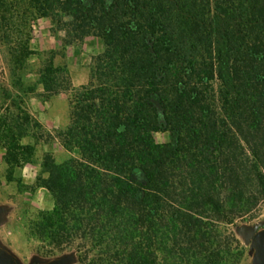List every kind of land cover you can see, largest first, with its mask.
Listing matches in <instances>:
<instances>
[{
    "label": "trees",
    "instance_id": "obj_1",
    "mask_svg": "<svg viewBox=\"0 0 264 264\" xmlns=\"http://www.w3.org/2000/svg\"><path fill=\"white\" fill-rule=\"evenodd\" d=\"M43 17L63 47L101 39L86 83L29 48ZM0 33L11 73L35 54L44 97L68 93L57 136L76 156L42 155L31 190L53 204L29 233L74 264H227L224 228L264 201V0H0ZM43 133L24 107L0 114L10 175Z\"/></svg>",
    "mask_w": 264,
    "mask_h": 264
},
{
    "label": "rangeland",
    "instance_id": "obj_2",
    "mask_svg": "<svg viewBox=\"0 0 264 264\" xmlns=\"http://www.w3.org/2000/svg\"><path fill=\"white\" fill-rule=\"evenodd\" d=\"M62 37L63 32L55 30L50 19L43 17L38 19L32 28L29 48L34 52L54 50L56 52L54 63L67 67L72 84L74 86L84 84L88 78L91 57L102 50V41L96 36H88L81 42L63 47ZM12 61L7 46L0 39V114L4 113L6 108L17 114L18 108L24 107L32 118L42 125L44 133L36 144L32 160L15 167L11 175L3 160L5 149L0 145V205L8 208L4 220L0 223V245L21 264H30L34 258L48 261L66 253L75 254L72 248L57 251L39 241L29 233V228L37 219L39 212L52 208L50 207L52 198L44 189L31 190L42 155L50 152L56 161H62L70 156H76V152L65 150L57 136L58 131L68 122V93H59L49 99L44 97L36 74L39 59L35 54L22 60L21 69L15 74L10 72ZM19 79L20 82L34 85L35 91L23 93L19 87ZM169 138L166 131L154 133V139L158 143L167 142ZM20 141L34 143L32 136H26ZM262 221L264 201L253 211L224 228L225 240L230 244L227 264H251L252 250L237 233V228L242 224L253 225ZM231 234L239 241L238 245L231 240Z\"/></svg>",
    "mask_w": 264,
    "mask_h": 264
},
{
    "label": "water",
    "instance_id": "obj_3",
    "mask_svg": "<svg viewBox=\"0 0 264 264\" xmlns=\"http://www.w3.org/2000/svg\"><path fill=\"white\" fill-rule=\"evenodd\" d=\"M7 211L8 208L0 205V223L4 220ZM237 233L252 250L251 264H264V221L253 225L242 224L237 228ZM74 261L75 254L70 252L48 261L34 258L30 264H72ZM0 264H21V262L0 245Z\"/></svg>",
    "mask_w": 264,
    "mask_h": 264
},
{
    "label": "crops",
    "instance_id": "obj_4",
    "mask_svg": "<svg viewBox=\"0 0 264 264\" xmlns=\"http://www.w3.org/2000/svg\"><path fill=\"white\" fill-rule=\"evenodd\" d=\"M40 189H44V188H40ZM45 190V189H44ZM47 193H48V191L47 190H45ZM49 194V193H48ZM50 195V194H49ZM50 207H52V200H51V206Z\"/></svg>",
    "mask_w": 264,
    "mask_h": 264
},
{
    "label": "flooded vegetation",
    "instance_id": "obj_5",
    "mask_svg": "<svg viewBox=\"0 0 264 264\" xmlns=\"http://www.w3.org/2000/svg\"><path fill=\"white\" fill-rule=\"evenodd\" d=\"M262 228V227H259V229Z\"/></svg>",
    "mask_w": 264,
    "mask_h": 264
}]
</instances>
